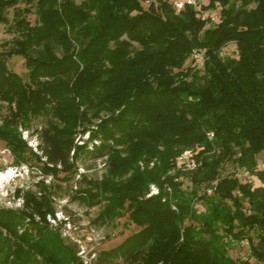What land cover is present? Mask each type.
I'll return each mask as SVG.
<instances>
[{
	"label": "trees",
	"instance_id": "trees-1",
	"mask_svg": "<svg viewBox=\"0 0 264 264\" xmlns=\"http://www.w3.org/2000/svg\"><path fill=\"white\" fill-rule=\"evenodd\" d=\"M216 9L218 21L207 27L209 18L190 6L176 12L166 0L146 9L142 0H0V25L12 35L0 51L8 110L0 141L13 164L33 162L44 177L63 174L69 183L78 161L87 170L86 159H105L100 178L80 174L72 198L101 206L93 223L127 215L138 229L96 264H264V188L231 181L241 199L229 206L222 182L210 193L183 189L177 162L190 151L211 174L205 160L216 156L236 155L250 170L256 157L264 163V0L201 6ZM229 44L235 54L222 55ZM195 52L202 72L184 68ZM12 57L23 59L26 81L8 69ZM37 120L34 151L19 129ZM256 176L264 184V170ZM55 187L41 180L35 190L15 189L22 207L0 208V264H80L76 247L46 222ZM254 229L263 235L258 244ZM243 242L254 262L229 256Z\"/></svg>",
	"mask_w": 264,
	"mask_h": 264
},
{
	"label": "rangeland",
	"instance_id": "rangeland-1",
	"mask_svg": "<svg viewBox=\"0 0 264 264\" xmlns=\"http://www.w3.org/2000/svg\"><path fill=\"white\" fill-rule=\"evenodd\" d=\"M76 3H80L82 0H75ZM169 3H172L177 0H166ZM200 5L206 6L208 4V0H196ZM253 6V5H252ZM147 8L146 6L144 7ZM206 15L209 17H215L218 21L219 9L206 11ZM9 18H11V11L9 14ZM31 24L34 23L35 17L30 15L28 17ZM211 21V20H210ZM216 22H209L208 26L215 24ZM12 39V35L6 32V27L0 25V51L3 49L4 45L8 43ZM224 52L222 55H234L235 48L234 44H229L224 48ZM8 69L14 74L20 76L23 81H26V68L24 66V61L20 57H12L7 61ZM193 67L194 69L202 72V65L196 60H192L189 58L185 64L184 68ZM8 113L7 107L5 104L0 102V123L2 118ZM42 120H37L32 123V127L29 131H23L19 129L21 132V138L27 142L28 146L31 147L35 151V139L30 136V133L38 126H40ZM77 138H79L77 136ZM88 138V134L82 136L81 141H86ZM79 144H81L79 142ZM219 152H216V155ZM235 157L231 159H218L217 156L213 157L212 160H205V162H211L214 170L213 174L209 172H204V170L197 166L194 170H183V175L181 177V181L183 184V189L191 190L197 187L198 193H203L208 187L217 185L218 183L226 184L227 195L225 198L226 203L229 206L233 205V201L236 199H241V194L237 190L230 189V182L236 180L239 184L246 186L247 190L255 191L260 188H264V184L259 180L256 176L257 171L264 170V163L262 156L256 157V166L254 170H250L247 165L243 163H239L235 160ZM13 157L11 156L8 149H6L3 142L0 141V176H3L6 173H9L8 179H2L0 181V208L4 209H18L22 207L21 202L17 203V199L14 198L15 189H30L35 190V184L38 181L44 180L45 183H50L52 185H56L55 191L58 193L56 197L53 199L54 212L62 211V213L69 217L72 223L80 226V230L74 235V237H82L86 231V227L83 225H90L96 229H100L104 233V239L100 242L98 246V251L107 252L111 249L116 248L120 245L125 239H127L132 234L136 233L138 229L127 220V215L122 218H117L113 222L106 223L103 225H98L93 223L95 218L97 217L99 211L102 209L101 206L89 207L85 203L80 200H76L73 197L74 192L77 190L78 181L80 180V174H85L89 178H100L103 173L106 171L105 167V159L99 160L94 163L92 160L86 159L84 161V165H86L87 170H81L80 165L81 162L77 163V175H75L74 179L69 183L63 182L61 179L63 174H59L58 178L53 179L52 177H44L38 169L35 167L33 162H30V166L26 164H22L20 166H15L13 164ZM199 167V168H198ZM206 175V177H204ZM59 187V190L57 188ZM209 191V190H208ZM151 194V191H150ZM19 199V198H18ZM20 204V206H18ZM244 207L248 211V204L246 200L244 201ZM196 209L198 211H202L203 208L200 205H196ZM249 212V211H248ZM35 220H38V217H35ZM47 222V221H46ZM48 224V223H47ZM49 225V224H48ZM50 229L56 231L60 238L61 236V225L59 227H51ZM254 244H258L260 239L263 237L261 232L258 229H254L250 233ZM63 239V238H62ZM64 240V239H63ZM66 241V240H65ZM68 242V241H66ZM69 243V242H68ZM70 244V243H69ZM72 245V244H71ZM249 247L246 242H243L238 245H234L233 248L229 249L228 254L232 259H250L249 258ZM99 255V254H98ZM250 262H254V260L250 259ZM117 264H125L122 259L116 260ZM105 264V263H103Z\"/></svg>",
	"mask_w": 264,
	"mask_h": 264
},
{
	"label": "built area",
	"instance_id": "built-area-1",
	"mask_svg": "<svg viewBox=\"0 0 264 264\" xmlns=\"http://www.w3.org/2000/svg\"><path fill=\"white\" fill-rule=\"evenodd\" d=\"M154 1L155 0H142V6L149 7ZM171 5L176 12L183 10L185 6H190L195 11L199 12L202 20L209 18L212 22H217V18L209 17V15H206L205 12L201 11L202 5L196 0H177L172 2ZM224 50L225 49L221 51V54ZM192 57L202 65V53L195 52ZM212 137V134H208L209 139H212ZM177 162L182 164V170H194L199 165L190 151L184 152L179 158H177ZM82 170L83 169L81 168L80 171ZM207 192L210 193V191ZM156 193L157 190L152 187L150 195ZM20 200L21 199H17V203L21 202ZM18 206H20V204H18ZM46 221L51 227H59V225H61V236L64 240L76 247V256L78 257L80 264H96L99 254L98 246L104 239V233L102 230L91 227L88 224H83L86 227L84 235L82 237H74V235L80 230V226L72 223L69 217L64 215L60 210L47 214Z\"/></svg>",
	"mask_w": 264,
	"mask_h": 264
},
{
	"label": "bare ground",
	"instance_id": "bare-ground-1",
	"mask_svg": "<svg viewBox=\"0 0 264 264\" xmlns=\"http://www.w3.org/2000/svg\"><path fill=\"white\" fill-rule=\"evenodd\" d=\"M9 178V173H6V174H4L3 176H0V181L2 180V179H8Z\"/></svg>",
	"mask_w": 264,
	"mask_h": 264
}]
</instances>
